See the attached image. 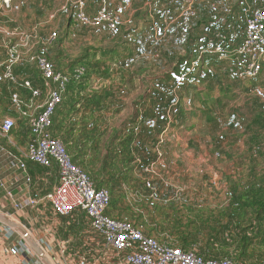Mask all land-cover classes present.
Wrapping results in <instances>:
<instances>
[{
	"label": "rangeland",
	"instance_id": "374dc122",
	"mask_svg": "<svg viewBox=\"0 0 264 264\" xmlns=\"http://www.w3.org/2000/svg\"><path fill=\"white\" fill-rule=\"evenodd\" d=\"M73 1H46L53 9L65 6L59 25L45 9L32 20L42 29L39 35L60 44L48 56L60 70L72 73L82 56L92 61L85 65L90 75L70 82L85 92L78 94L77 117L55 133L65 143L74 125L75 148L70 146L81 159L75 163L110 192V216L172 247L199 248L208 258H241L238 238L257 217L233 200L234 173L240 170L234 152L264 146V75L253 84L236 82L233 64L207 49L216 33L234 43L248 13L264 0H116L110 10L122 17L117 30L77 25ZM92 1L98 13L102 0ZM21 23L31 29L29 20ZM53 26L59 29L52 32ZM105 50L114 53L104 59ZM6 88L0 79V91ZM208 91L211 103L205 102ZM5 115L0 107V122ZM249 135V143L241 142ZM258 160L251 162L262 164ZM247 178L254 181L251 173ZM203 220H210L208 226ZM256 228L240 260L245 264H264V238ZM197 229L204 230L202 244L180 241ZM219 229L228 234L208 241Z\"/></svg>",
	"mask_w": 264,
	"mask_h": 264
},
{
	"label": "crops",
	"instance_id": "0c3cea01",
	"mask_svg": "<svg viewBox=\"0 0 264 264\" xmlns=\"http://www.w3.org/2000/svg\"><path fill=\"white\" fill-rule=\"evenodd\" d=\"M46 1L53 2V0ZM46 1L38 4L34 3V0H12L11 7H6L4 0H0V64H2L0 79L7 86L4 89L5 94L0 91V99L3 100L0 102V107L6 112L0 122V264H129L126 260L129 252L119 251L107 244L86 212L77 210L69 216H61L46 203V195L53 192L59 184L58 164L55 162L51 167H45L27 158L28 146L34 140L31 121L41 112L49 93L37 66L29 63L27 58L34 54L46 55L45 57L48 58L55 46L60 45L50 36L45 38L43 32L40 35L37 33L41 28L32 22L33 16L39 13L38 9H45L49 21L55 20L54 23L59 25L58 13L65 9L63 5L59 9H53L51 6H46L48 4ZM88 3L89 14L96 16V9L91 6L94 2L91 0ZM4 16L8 19L1 20ZM22 18L25 22L26 20L31 22V29L26 24H19ZM55 29L59 28L53 26L52 32ZM239 37L234 43L242 40L243 36ZM12 47H16L22 53L24 60L14 64L15 79L9 80L4 77V72L9 59V49ZM25 82H30L31 87L25 86ZM34 90H39L40 94L33 95ZM14 94L18 95L19 103L13 101ZM74 95L73 90H66L63 103L54 115L51 132L59 138L60 136L55 133L57 121L63 119L61 118L63 114L67 117L72 112V104L66 107L64 105L72 100ZM76 117L71 114L69 120H74ZM5 118H11L16 123V127L8 136L1 131V124ZM75 134L76 129L73 127L65 143L73 162L78 163L81 160L79 154L70 146ZM250 138L254 137L251 135L243 137L241 142L246 143ZM72 145L75 148L74 144ZM247 155L249 156L246 157ZM249 158L254 161L262 159L264 164V146L257 145L254 151L249 148L246 152H243L241 147V151L234 152L235 164L240 170L235 172L237 174L234 173L237 177H235L236 183L232 185L233 200L239 204L243 203L242 205L263 206L264 168L259 167L262 164H252ZM95 160L98 161L96 158ZM21 162L25 163V169L21 167ZM249 173L254 175V181L251 183L247 178ZM247 192H250V195H247ZM253 214L258 217L257 212L253 211ZM259 217L264 221V211ZM3 220L16 223L28 233V236ZM256 220L257 218L254 221ZM202 242L203 239H200L198 243L202 244ZM14 247L19 248L18 253L12 251ZM193 249L204 255L199 248ZM222 258L226 257L217 259ZM231 259L239 264H245L240 261L241 258Z\"/></svg>",
	"mask_w": 264,
	"mask_h": 264
},
{
	"label": "built area",
	"instance_id": "2783aa9c",
	"mask_svg": "<svg viewBox=\"0 0 264 264\" xmlns=\"http://www.w3.org/2000/svg\"><path fill=\"white\" fill-rule=\"evenodd\" d=\"M115 1L102 0L97 15L91 16L86 0H74L72 6L75 23L93 27L106 25L110 30H117L122 24V17L110 10V5ZM11 3L12 0H4L6 7H11ZM207 50L220 60L231 62L238 79L257 80L264 68V6L248 13L244 35L239 43H229L227 36L216 33L209 39ZM23 60L22 53L16 47L10 48L4 77L14 80V64ZM27 61L37 66L49 89L44 107L31 121L34 140L28 146L27 158L45 167H51L55 162L58 164L59 184L45 197L46 203L56 213L69 216L77 210L86 212L107 244L119 251L129 252L126 255L129 264H239L231 258H208L195 249L169 246L146 235L135 224L110 216V192L106 188L97 187L91 177L73 162L61 138L51 132L54 115L63 103L70 82H79L83 78L87 71L85 66L81 65L72 73H67L57 69L54 62L42 55H31ZM24 85L31 87L30 82ZM39 94V90L33 91V95ZM13 101L19 103L17 94H14ZM15 127L13 119L5 118L1 131L8 136ZM21 167L25 169L24 162H21ZM12 251L18 253L19 248L14 247Z\"/></svg>",
	"mask_w": 264,
	"mask_h": 264
},
{
	"label": "trees",
	"instance_id": "16d2710c",
	"mask_svg": "<svg viewBox=\"0 0 264 264\" xmlns=\"http://www.w3.org/2000/svg\"><path fill=\"white\" fill-rule=\"evenodd\" d=\"M245 26H246V21H245V23H244V26H243V34H242V36L244 35V29H245ZM240 38V37H239ZM228 39L229 40H231V37L229 38L228 37ZM236 39V38H235ZM97 50H98V53H102V49H99V48H97ZM107 53V51L105 50L104 51V54L102 55L103 56V58L104 59H107L108 57H109V55H111L112 53H114L113 51L112 52H109V54L108 55H105ZM82 58L84 59H81V57L80 58H78L77 60H75V62H78L80 65H82V66H85V65H91L92 64V61H90V60H88V56L86 55V56H82ZM57 67V66H56ZM86 67V66H85ZM57 69H59L58 67H57ZM72 69V68H71ZM87 70V69H86ZM87 73L89 72L88 70L86 71ZM91 72V71H90ZM88 73L89 75L91 74V73ZM234 72H235V68H234ZM199 73H202V71L201 72H199ZM172 75H174V74H172ZM263 75H264V68H263V71H262V74H261V76L257 79V80H255V81H243V80H240V79H238L236 76H235V80H236V82H241V83H256V82H258V81H260L261 79H262V77H263ZM85 76V75H84ZM83 76V77H84ZM169 78V77H171V74H166L165 76H163V78ZM83 79V78H82ZM73 83H75V82H72L71 84H73ZM76 83H78V82H76ZM71 84L69 85V87H68V89L67 90H69V91H71V90H73L74 92H75V95H77V96H73L71 99L72 100H69V101H67L66 103H65V105H64V107H66V106H68L69 104H72L71 106H73V110H72V112L71 113H69L68 115H67V117H65V115L63 114V117H61V118H63L61 121H57V125H56V128H59V129H65V127H66V125L67 124H69V123H72V120H69V118H70V116H71V114H74L75 116H77L78 115V111H76L75 109H76V104L77 103H79L80 102V97H78V94H80V93H83L84 91H83V89H81V88H77V87H75L74 85H72L71 86ZM81 84H83V83H81ZM236 84H233V86H235ZM85 87H86V85H85ZM85 93V92H84ZM97 94H94V95H92V96H88V99L90 100V98H95V97H97L96 96ZM211 98H210V94H209V91H208V94H207V98H206V100H205V102H209V103H211ZM62 110H64V109H62ZM62 112V111H61ZM57 120H58V118H57ZM66 121V122H65ZM68 121V122H67ZM73 127H74V125H72L71 126V128L69 129V131L66 133V135L68 136V133L71 131V129L73 130ZM62 131V130H61ZM62 132H64V131H62ZM57 135V134H56ZM105 181V180H104ZM103 181V179L102 180H100V182L102 183V182H104ZM103 184V183H102ZM97 185V184H96ZM97 187L98 188H104V186H102V185H100L99 183H98V185H97ZM253 190H255V188H253ZM250 192H247V195H250L249 194ZM242 210H243V213H247L248 211H250V212H253V211H255V212H257L258 213V217H257V222L255 223V226H257V228H256V230H255V232H258V231H261L262 230V238H264V221H263V219H260V213L262 212V211H264V202H263V206H258V207H254V206H249L248 204H245V205H243L242 206ZM231 215H234V214H231ZM246 214H244V216H245ZM244 216L242 217V222H244L246 219L244 218ZM209 222H210V220H203V222H202V225L203 224H205V223H207V226H208V224H209ZM247 224H249L248 225V227L247 228H244V229H242V234L240 235L239 234V232H238V234L240 235L239 236V238H238V241H239V248L236 250V251H239V253H240V257L242 258V256H244L245 255V253L248 251V248H249V240H251L253 237H251L250 236V234H249V232H250V229H253V228H255V226H254V223H253V221H247L246 222ZM212 230H214L215 229V227H212L211 228ZM228 230H229V226H228ZM202 232H204V230H202V229H197V234L196 235H187V236H184V237H182L181 238V240L180 241H182L183 243H185V242H190V243H195V242H199L200 241V239H201V234H202ZM241 232V231H240ZM228 233L227 232H225V233H223V234H221V230L219 229V231H217L215 234H210V238L208 239V241H210V242H214L215 240H217L218 238L217 237H219L220 239L222 238V237H224V236H226ZM197 235H199V236H197ZM213 235H215V236H213ZM261 239H259V241H260ZM185 250H188V249H185ZM204 255H205V257H208V254H206V253H203ZM211 258H214V257H211ZM215 258H219V256H217V257H215Z\"/></svg>",
	"mask_w": 264,
	"mask_h": 264
},
{
	"label": "water",
	"instance_id": "95a60500",
	"mask_svg": "<svg viewBox=\"0 0 264 264\" xmlns=\"http://www.w3.org/2000/svg\"><path fill=\"white\" fill-rule=\"evenodd\" d=\"M5 223H7L8 225H10L11 227L16 228L17 230L22 231L23 234H25V236H28V233L21 228L19 225H17L16 223L12 222V221H7V220H3Z\"/></svg>",
	"mask_w": 264,
	"mask_h": 264
}]
</instances>
